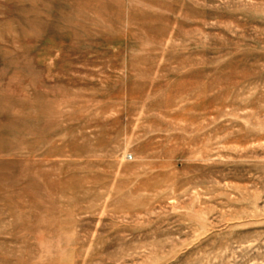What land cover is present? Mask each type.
<instances>
[{
  "label": "rangeland",
  "instance_id": "374dc122",
  "mask_svg": "<svg viewBox=\"0 0 264 264\" xmlns=\"http://www.w3.org/2000/svg\"><path fill=\"white\" fill-rule=\"evenodd\" d=\"M0 264H264V0H0Z\"/></svg>",
  "mask_w": 264,
  "mask_h": 264
}]
</instances>
